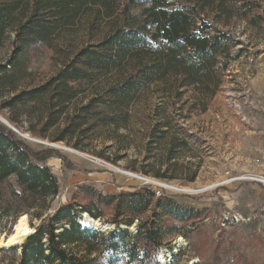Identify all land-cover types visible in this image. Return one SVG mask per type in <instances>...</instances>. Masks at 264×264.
<instances>
[{"label":"rangeland","instance_id":"obj_1","mask_svg":"<svg viewBox=\"0 0 264 264\" xmlns=\"http://www.w3.org/2000/svg\"><path fill=\"white\" fill-rule=\"evenodd\" d=\"M168 1L179 4L178 0ZM256 1L261 5V18L255 26L235 15L224 25L219 20L215 22V14L211 10H199L202 18L214 23L217 29L229 31L240 41L234 51L242 48L238 58L229 60L226 70L220 75V85L211 98L203 96L193 86L177 88L168 84L173 81L170 78L168 83H163L166 79L153 77L150 84L135 93L126 107V120L119 117L121 112H114L112 101L106 98L103 105L108 107L110 116L103 119L93 116L94 130L72 136V140L80 139L86 143L84 151L64 141L52 142L32 136L24 126L7 119V108L0 111V124L8 127L9 123L23 135L29 134V137L21 134L23 138L16 134L29 147L36 151L53 149L64 155L73 167L66 168L56 156L48 158L45 164L37 163L48 168L57 185L56 193L47 197L46 209L17 206V200L10 195V187L4 189L11 183L20 191L14 176L4 184L0 183V247H4L0 249V264H19L25 250L21 247L24 242L19 248L3 246L4 238L12 235L21 221L30 227V222L32 225L39 222V228L47 231L54 222L51 217L58 205L89 207L91 216L112 222L113 204L94 207L85 193L86 189L105 196L138 189L135 180L116 168L157 178L138 169L146 164L153 165L155 161L163 162L162 169L176 162L173 178L158 179L192 190L186 193L173 189L164 191V196L174 201L175 213L181 219L166 220L162 225L160 244L155 249L158 264H264V209H249L242 200L235 198L241 188L245 190L255 183H225L229 174L256 172L254 168L264 160V0ZM140 11V8L132 9L134 14ZM122 17L112 23L113 26L123 25ZM85 18L89 19L85 16L74 25L62 26L59 34L51 39L52 47L31 46L28 49L24 57L27 69L34 74L33 83L49 78L63 61L71 59L87 43H95L112 26L110 21H106L108 19H98L99 23H93L89 28ZM94 25H97L96 29ZM13 40L14 35L10 32L8 40L0 48V62L11 55ZM124 75L121 71L98 75L99 79L87 89L86 97L79 100L78 105L85 104L98 93L105 94V90L123 79ZM29 85L25 81L18 87ZM9 95L7 88H2L0 101ZM112 117L114 119L110 120ZM162 122H165L164 126L156 131V126ZM116 124L121 125L117 128ZM182 138L186 139V146L179 145ZM219 189H226L233 196L220 199ZM68 220L62 218L57 223ZM135 223V229L128 230V236L123 239L96 229L100 232L94 238L60 246L69 256L79 258L80 264H126L128 247L139 226L137 217L132 219L131 225ZM178 237H182L183 242L175 247ZM161 247L169 252L162 262H158L156 255ZM30 249L31 246L27 253ZM57 263L58 260L44 264Z\"/></svg>","mask_w":264,"mask_h":264},{"label":"trees","instance_id":"obj_2","mask_svg":"<svg viewBox=\"0 0 264 264\" xmlns=\"http://www.w3.org/2000/svg\"><path fill=\"white\" fill-rule=\"evenodd\" d=\"M178 1L175 5L168 0H0V48L10 32L14 35L11 55L0 62V90L7 88L10 94L0 101V111L7 108V119L24 126L32 136L52 142L64 141L84 151L86 143L72 140V136L94 130V117L110 116L108 107L103 105L105 100L112 101L114 112H121L119 117L126 120V107L153 77L166 79L163 83H168L170 78L173 81L168 84L177 88L193 86L203 96L211 98L229 60L238 58L242 48L234 51L240 41L229 31L217 29L214 23L202 18L199 10H211L215 22L219 20L224 25L235 15L255 26L260 22L261 5L256 0ZM134 8H140V13L134 14ZM91 15L93 17H89ZM85 16L89 18L84 19L89 28L99 23L98 19H108L106 21L112 24L121 16L123 25L112 24L107 34L79 48L49 78L33 83L34 74L27 69L24 57L28 49L31 46L52 47L51 39L59 34L62 26L74 25ZM96 27L94 25V29ZM111 71H121L125 75L107 88L105 94L98 93L85 104L78 105V101L86 97L87 89L99 79L98 75ZM25 81L31 86L18 87ZM164 124L159 123L155 130L160 131ZM178 142L180 146L187 145L185 138ZM51 156L60 158L66 168H73L64 155L53 149L33 150L10 128L0 124V183L15 177L20 191L11 183L4 189L10 187V195L20 208L46 209L47 197L56 193L55 177L46 166L37 165L45 164ZM162 165L163 162L155 161L153 165L146 164L138 169L157 178H173L176 162L165 169ZM85 193L94 207L113 204L112 222L115 224L128 226L134 217L138 218V230L128 247L126 264H158L155 249L160 244L162 225L166 220L181 219L175 213L172 199L155 197L151 190L144 188L107 196L88 188ZM79 207L80 211L91 213L89 207ZM147 212L149 214L142 217ZM62 218H69L64 222L67 226L57 223ZM51 220L54 222L47 231L38 226L21 245L25 250L19 264H44L55 260L57 264H80L79 258L69 256L60 245L91 239L100 232L80 227L75 206H60ZM57 224L62 225L58 234L54 232ZM107 233L123 239L129 231L116 227ZM45 236L46 246L41 242ZM29 246L31 249L27 253Z\"/></svg>","mask_w":264,"mask_h":264},{"label":"built area","instance_id":"obj_3","mask_svg":"<svg viewBox=\"0 0 264 264\" xmlns=\"http://www.w3.org/2000/svg\"><path fill=\"white\" fill-rule=\"evenodd\" d=\"M7 126L15 134H19L21 136L22 133L18 129H16L14 126H12L9 123H7ZM116 169H117V171L121 172L122 174H124V175L128 176L129 178L135 180L138 183L137 184V188L138 189H141V188L149 189V190H151L154 193L155 197L164 196L165 195L164 191H166V190H172V189L175 190L173 187H171L172 186L171 184L166 183L165 181H162V180H160L158 178H154V177H151V176H148V175H143L140 172H131V171H127V170L125 171V170H121L120 168H116ZM226 174H229V172L227 171ZM236 182H238V183H241V182H253V183H255V184H257V185H259V186L264 188V172H257V173L256 172H243V173L237 174V175L229 174L228 178L225 180V183H236ZM218 185H221V184H218ZM218 185H215V186H218ZM176 191H179L181 193H186L187 192V191H183V190H176ZM59 207H60V205L57 206V209ZM80 209H81V207H79V206L75 207V210H76V213H77V221L80 224V227L82 229L83 228H87V227H84L82 225L81 221H80V216L82 214H84V212L80 211ZM42 218L43 217L40 218V220H39L40 222H41ZM234 218L236 220H238V218H236L235 216H234ZM225 220H227V218ZM224 222H226V221H224ZM30 225L34 229L33 233L30 234V235H32V234H34L36 232L37 227L39 226V222L36 225H32V223L30 222ZM64 225L67 226L65 223H64ZM61 230H62V225L61 224H57L55 229H54V232L56 234H58ZM30 235H28L26 237V239ZM41 242L44 243V245L46 246L47 237L46 236L43 237ZM3 248L4 247H1L0 249H3ZM47 252H48V250H45V253H47ZM170 258H171V256H169V260H170ZM157 260H158V258H157Z\"/></svg>","mask_w":264,"mask_h":264},{"label":"bare ground","instance_id":"obj_4","mask_svg":"<svg viewBox=\"0 0 264 264\" xmlns=\"http://www.w3.org/2000/svg\"><path fill=\"white\" fill-rule=\"evenodd\" d=\"M23 135V134H22ZM23 136L29 137V134L26 133ZM60 143V142H59ZM52 144V143H50ZM171 187H173L175 190H183V191H192L187 187H182L179 188L180 186L176 187L174 185H172ZM186 188V189H184ZM80 221L82 223V225L84 227H87L88 229H99L103 232H109L113 229H116V224L113 222H107L105 220H102V218L100 217H93L90 214H88L87 212H85L84 214H82L80 216ZM136 223L133 225H128L127 227L123 226V229L126 228L127 230L133 231L135 229ZM34 229L32 227H30L27 222L25 221H21L16 229L15 232L4 238V240L2 241L3 246L5 247H13L16 246L17 248L20 247V245L24 242V240L26 239V237L28 235H30L31 233H33ZM183 242V238L182 237H178L175 240L174 246H178ZM1 248V247H0ZM168 250H166L164 247H161L158 249L157 251V255L156 257L159 259L158 261L162 262L164 260V256H166L165 254H168Z\"/></svg>","mask_w":264,"mask_h":264},{"label":"crops","instance_id":"obj_5","mask_svg":"<svg viewBox=\"0 0 264 264\" xmlns=\"http://www.w3.org/2000/svg\"><path fill=\"white\" fill-rule=\"evenodd\" d=\"M254 170L256 172H264V160H262L261 164H258ZM248 190L250 193H246ZM217 194L220 199H229L233 196V194L231 192H227L226 189H219ZM235 198L242 200L243 204L249 209L253 210L257 207H262L264 209V188L257 184L248 185L245 190L241 188L240 192L235 195Z\"/></svg>","mask_w":264,"mask_h":264},{"label":"water","instance_id":"obj_6","mask_svg":"<svg viewBox=\"0 0 264 264\" xmlns=\"http://www.w3.org/2000/svg\"><path fill=\"white\" fill-rule=\"evenodd\" d=\"M117 228H120V229H123V226L127 227V225L125 224H122V223H119V224H116ZM126 229V228H124Z\"/></svg>","mask_w":264,"mask_h":264}]
</instances>
